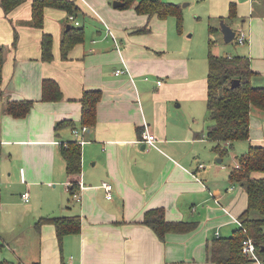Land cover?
I'll use <instances>...</instances> for the list:
<instances>
[{"label":"crops","instance_id":"1","mask_svg":"<svg viewBox=\"0 0 264 264\" xmlns=\"http://www.w3.org/2000/svg\"><path fill=\"white\" fill-rule=\"evenodd\" d=\"M33 1L25 0L7 16L0 7V263L214 264L207 261L206 245L241 226L247 196L238 184L245 203L237 204L236 184L228 179L231 170L214 164L220 154L206 137V78L202 86L189 82L186 89L203 99L206 128H196L180 111L187 97L180 101L177 94L181 63L170 56V23L137 13L139 0L123 9L112 5L119 0H73L78 7L74 18L83 28L86 21L88 32L62 59V33L74 22L64 10L45 8L43 27L32 26ZM232 1L236 17L229 20ZM209 3L207 33L213 26V34L221 37V19L245 30L248 43L237 55L248 57L257 74L252 83L264 86V0ZM43 34L52 36L49 61L41 57ZM116 70L124 72L115 75ZM46 79L57 83L60 100H41ZM88 90L101 92L96 123L75 136L72 131L83 127L80 99ZM8 100L34 104L16 118L6 112ZM62 121L71 124L57 128ZM144 132L154 135L151 144L144 141ZM81 139V173L68 176L61 146ZM244 142L264 146V111L251 110ZM220 145L233 157V148L245 151L236 143ZM74 181L77 197L70 191ZM104 182L112 185L109 199ZM157 208L166 220L194 228L158 239L142 224L144 214ZM73 216L79 217V232L60 241L46 219Z\"/></svg>","mask_w":264,"mask_h":264},{"label":"trees","instance_id":"2","mask_svg":"<svg viewBox=\"0 0 264 264\" xmlns=\"http://www.w3.org/2000/svg\"><path fill=\"white\" fill-rule=\"evenodd\" d=\"M25 0H0V7L7 16ZM123 4L120 8L130 7L135 0H119ZM54 8L64 10L68 15H74L78 7L73 0H34L31 5L30 24L36 28L43 27L44 9ZM139 14L148 16L157 15L159 18L173 16L177 27L180 26L182 14L177 4L162 2L161 0H139L135 6ZM236 17V3L230 2L229 20ZM222 20V19H221ZM217 29L208 27L209 35ZM85 38L84 28L79 25H67L62 33L60 55L66 59L69 51ZM41 57L45 61L53 59L52 36L43 34L41 39ZM3 50L0 47V83L2 81ZM208 72L206 76V108L209 112L210 124L206 137L215 142L214 149L220 155L226 154L227 148L221 143L230 146L236 141H246L250 132V112L252 109L264 111V86H256L252 79L257 74L250 68V61L245 56H218L211 51V39L208 41L207 56ZM238 79L239 84L231 88V80ZM62 93L57 83L46 79L42 83V101H58ZM99 90L84 91L80 99L81 124L88 129L96 123V108L100 100ZM31 100L9 101L6 112L13 117H24L32 108ZM71 124L62 121L60 126ZM229 149V148H228ZM1 151V147H0ZM61 154L65 160L68 176H78L81 173V145L77 141L62 144ZM237 165L229 172L231 184H242L247 196V207L240 214L241 226L235 229L230 236L214 237L206 245L207 261L214 264H248L252 260L242 253V243L245 239H252L259 259L264 263V146L249 145L247 151L236 159ZM77 188V182H72L70 191ZM251 211L258 216L252 217ZM43 220V219H42ZM50 220L54 226L56 236L61 238L70 233L79 232L80 221L78 216L55 217ZM42 223L41 219L39 224ZM142 224L150 227L158 239L164 240L167 233H184L192 230L194 225L184 221H168L162 208L148 210L142 219ZM0 264H7L2 261Z\"/></svg>","mask_w":264,"mask_h":264},{"label":"rangeland","instance_id":"3","mask_svg":"<svg viewBox=\"0 0 264 264\" xmlns=\"http://www.w3.org/2000/svg\"><path fill=\"white\" fill-rule=\"evenodd\" d=\"M161 1L177 4L181 9L182 20L180 22V26L178 27L176 24V19L172 16H168L166 18H159L158 16L156 17L162 20L167 19V21L170 23L169 30L172 31H170L172 34L170 37H173V41H170V56L173 57L178 64L181 63L180 67H178L175 78V81L178 84L177 94L180 101H183L184 97H187V100L183 102L180 111H182L186 117H188L190 123L194 122L193 125L203 131V128H206V121L208 119L205 110V104L203 99H198V97H195L194 94L186 92L187 83L194 82L193 85L196 87L203 85L208 71L207 44L210 39L212 53L223 57H226L227 55H237L239 50L242 49L244 45L236 44L235 40L231 41L230 43H225L222 36L217 37L216 34L209 35L207 33V20L209 16H212L210 12V0ZM222 20L224 22L230 23L229 21H226L227 19ZM231 27L235 30L237 29L234 28V24ZM85 32H88L86 21L84 22V33ZM141 32H143V30H141ZM218 32L221 33L220 27H218ZM189 35H191V37H188ZM182 66L187 68L186 73L182 71ZM203 98L205 99L204 95ZM234 143H236V145H244L245 151L239 152L236 148H233L236 157L231 156L230 153L220 155L215 158H223V161L218 163L215 159L214 164L227 166L228 171L233 168L235 165V158L237 159L238 156H240L242 153H245L248 149V144H246L244 141H236ZM233 194L235 197H237V204L245 203L243 191H241L238 184H236ZM250 215L252 217L258 216L255 211H251ZM248 264L257 263L255 261H251Z\"/></svg>","mask_w":264,"mask_h":264},{"label":"built area","instance_id":"4","mask_svg":"<svg viewBox=\"0 0 264 264\" xmlns=\"http://www.w3.org/2000/svg\"><path fill=\"white\" fill-rule=\"evenodd\" d=\"M68 19L70 21H73L74 24L77 26L79 25L78 21H76V19L72 16V15H69L68 16ZM234 40L236 42V44H239V45H245L248 43V34L245 30L243 29H236L235 30V37H234ZM124 72V70H116L115 71V75H119V74H122ZM158 84H161V81L159 80L158 81ZM87 131V127L86 126H83L81 127L80 130H77V129H74L72 132L75 136H78L80 133H83V132H86ZM143 138H144V141L147 142V143H152L155 138H154V135L152 134H147L146 132L143 133ZM77 143H79L80 145L84 143V141L81 140H78ZM67 143H64V145H66ZM102 187L104 188L105 190V193H106V197L109 199L111 198V193H112V185L108 182H104L102 183ZM73 196L74 197H77V193H73ZM22 199L24 201H28V193H23L22 194ZM242 253L244 256L248 257L249 259H251L252 261H255L257 264H264L258 257L257 255V252H256V247L252 241V239L250 238H247L243 241L242 243Z\"/></svg>","mask_w":264,"mask_h":264},{"label":"water","instance_id":"5","mask_svg":"<svg viewBox=\"0 0 264 264\" xmlns=\"http://www.w3.org/2000/svg\"><path fill=\"white\" fill-rule=\"evenodd\" d=\"M124 3H122L121 1H114L113 2V7L114 8H120L123 6ZM70 25H67V28ZM220 31L222 33L223 36V41L225 43H230L231 41L234 40L235 37V30L228 24H226L223 20L220 21ZM239 84V80L238 79H232L231 80V88L236 87ZM221 159H218V161L220 162Z\"/></svg>","mask_w":264,"mask_h":264}]
</instances>
